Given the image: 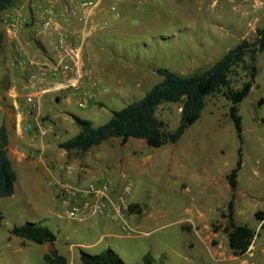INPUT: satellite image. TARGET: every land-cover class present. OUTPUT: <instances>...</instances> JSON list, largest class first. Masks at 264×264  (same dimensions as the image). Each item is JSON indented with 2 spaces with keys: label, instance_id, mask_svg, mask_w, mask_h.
I'll use <instances>...</instances> for the list:
<instances>
[{
  "label": "rangeland",
  "instance_id": "374dc122",
  "mask_svg": "<svg viewBox=\"0 0 264 264\" xmlns=\"http://www.w3.org/2000/svg\"><path fill=\"white\" fill-rule=\"evenodd\" d=\"M85 3L90 5L83 7ZM47 19L52 26L44 30ZM10 21L21 28L10 31ZM261 29L264 0H15L1 12L0 106L7 104L14 86L22 90L20 70L30 65L28 59L11 64L15 40L11 34L42 53L46 52L43 37L47 43L59 36L73 45L82 43V61L91 75L79 85L90 92L92 83L98 82L105 90L97 91L85 109L72 97L51 93L45 113L38 115L41 137L23 129L29 120L22 122L21 134L27 140L23 166L16 168L13 195L0 197V264H46L45 244L10 235L13 227L28 223L55 235L53 247L68 264H82L81 252L96 255L106 249L126 264H142L145 255L154 264H264V250L258 245L264 244V220L254 217L264 210V51L256 56L251 90L238 105L242 167L237 177L236 224L255 232L254 247L241 256L229 249L227 219L221 218L229 198L226 176L235 166L240 146L228 117L230 103L222 93L206 99L199 119L175 144L150 148L143 140L131 139L122 146L119 139L111 138L87 152L60 147L79 131L74 116L100 126L112 111L141 99L162 80L157 68L183 76L203 72L243 39L254 42ZM238 73L231 78L233 89L250 80L243 69ZM55 98L59 104L55 105ZM180 107V103L158 107L156 116L168 130L178 126ZM97 180L110 184L113 198L130 186L128 201L133 207L126 212V222L68 219L61 184L85 186ZM188 210L214 218L210 230L218 236L209 250L188 248L187 234L178 224Z\"/></svg>",
  "mask_w": 264,
  "mask_h": 264
},
{
  "label": "trees",
  "instance_id": "16d2710c",
  "mask_svg": "<svg viewBox=\"0 0 264 264\" xmlns=\"http://www.w3.org/2000/svg\"><path fill=\"white\" fill-rule=\"evenodd\" d=\"M15 0H0V13L13 5ZM264 51V29L257 31L254 42L243 39L234 48L229 49L211 67L200 73L183 76L165 68H157L156 73L162 80L153 85L145 95L124 108L111 112V118L104 124L94 127L90 121L73 117L78 133L71 139L60 144L69 151L87 152L93 146L115 138L124 146L130 139L143 140L150 148H160L175 144L185 131L195 123L205 107L206 99L218 93L229 101L228 117L233 123L239 147L235 166L226 176L231 190L230 199L225 207L226 214L221 218L227 219V240L229 249L236 256L243 255L251 245L255 232L234 221V198L237 188V177L242 167V122L238 114V105L248 96L252 81L256 76L255 60L258 53ZM243 69L250 80L241 88H231V78L239 75ZM165 103H180V118L174 130H168L166 124L156 116L159 106ZM7 132L0 127V197H11L14 192L16 173L7 157ZM133 206H129L132 210ZM258 221L264 220V212H256ZM10 235L35 244H49L48 253L43 255L46 264H68L67 259L53 247L55 235L46 227L28 223L24 226L13 227ZM82 264H126L112 250L106 249L100 254L89 255L80 253ZM154 260L145 255L142 264H154Z\"/></svg>",
  "mask_w": 264,
  "mask_h": 264
},
{
  "label": "built area",
  "instance_id": "2783aa9c",
  "mask_svg": "<svg viewBox=\"0 0 264 264\" xmlns=\"http://www.w3.org/2000/svg\"><path fill=\"white\" fill-rule=\"evenodd\" d=\"M90 4H83V7H87ZM47 15H52V10L46 11ZM75 14V12H73ZM52 26V20L47 19L42 23L44 30H49ZM8 29L10 31H17L21 28L15 21L8 23ZM82 43L73 45L67 41L64 36H59L55 40L54 47V61L52 62V68L48 65L37 62L35 65L39 67L40 76H45L48 72H60L65 75L63 82L58 85L46 88H32L23 95V101L25 107L20 108V118L22 124V118L24 115H31L38 105L39 100L48 93H55L57 95H64L66 98L72 97L76 100V105L81 108H87L97 91H104L105 89L99 85L98 82H93L90 92L84 91L80 85L81 81L85 77L91 75L90 70L84 68L82 61ZM12 65L24 64L25 60L15 58L12 60ZM31 81L34 78H30ZM16 86H14L8 93L11 98H16ZM35 124H27L24 126V130L28 132L36 131V135L41 137L44 135V131L38 124V116H36ZM62 202L66 208L67 217L70 220H79L89 217H101L109 219H126V212L129 208V195L131 188L129 185H125L122 192L113 198V189L110 184L103 180H97L89 182L85 186L61 184Z\"/></svg>",
  "mask_w": 264,
  "mask_h": 264
},
{
  "label": "crops",
  "instance_id": "0c3cea01",
  "mask_svg": "<svg viewBox=\"0 0 264 264\" xmlns=\"http://www.w3.org/2000/svg\"><path fill=\"white\" fill-rule=\"evenodd\" d=\"M11 37H15V38H11L12 41L15 39L14 44L12 46V51L14 53L13 58L14 59L18 58V60L28 59L30 62V65L28 64V66L23 68L22 71L20 70V73L24 76V78L20 77L19 79V83L22 86L21 88L22 90H17L16 98H7L8 101L7 104L5 103L3 106H0V114H1L0 127L3 126L7 132V140H8V144L6 147L7 157L10 160L12 168L16 173V181H17L16 168L17 167L21 168L23 166V161L25 158L24 147H25V142L27 141L26 138L21 134V118H20V110L18 109V108L22 109L23 107H25L23 101V95L27 91H30L32 88H41V87L46 88L48 86L58 84V82L64 80L65 75L60 72L54 73L50 71L45 76L42 77L40 76L39 67L35 65L37 62H40L42 64L48 65L49 68H52V62L54 61L55 41L47 43L46 41L47 38L43 37L41 43L42 46L46 47V52L43 51L44 53H42V51H40L42 49H38L37 51H32L28 44L23 45L22 43L23 41L20 38L21 36L11 34ZM12 63L13 61H11V64ZM32 77L34 78L33 81L30 80V78ZM25 78L27 80V83H24ZM47 100H52L51 93H49L48 95H44L39 100L38 105L36 107L38 111L34 110L31 115L28 114L24 115L22 118V122L29 120L30 124L33 125L34 123H32V121L33 122L36 121V116L45 113L47 108L46 106ZM66 100L68 99H64V101ZM55 101H56L55 105L59 104L60 102L58 98H55ZM66 102L69 103L68 101ZM33 118H35V120H33ZM214 184L217 185V183ZM230 195H231V190L229 187V198L227 200V203L230 199ZM236 201H237V188L235 191V198H234L235 223H236V219L238 220L236 215V208H235ZM258 211L264 212V210H258ZM187 213L189 214L184 218H182L178 224L181 231L187 234L186 244L188 245V248L189 249L194 248L196 245V247L198 248H204L206 250H209L211 242L215 237L218 236L217 232H212L210 230V223L214 218L207 216V214L202 215L198 211H196V213L191 214V211L188 210ZM123 221L126 222V219ZM124 228H126V226ZM258 245L260 250H264L263 243ZM82 246H88V245L82 244ZM45 247L47 251H49L51 248L49 244H45ZM251 247H254V243L251 244V246H249V248Z\"/></svg>",
  "mask_w": 264,
  "mask_h": 264
}]
</instances>
